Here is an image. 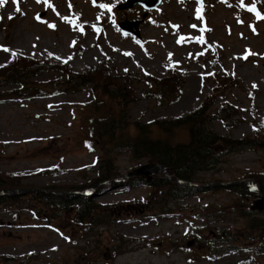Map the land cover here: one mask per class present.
<instances>
[{
    "label": "rangeland",
    "instance_id": "1",
    "mask_svg": "<svg viewBox=\"0 0 264 264\" xmlns=\"http://www.w3.org/2000/svg\"><path fill=\"white\" fill-rule=\"evenodd\" d=\"M118 2L17 0L14 4L5 0L0 6V46L11 50H0V67L26 58V80L33 88L9 85L6 89L21 98L0 102V175L17 177L23 187L64 191L61 188L96 178L93 164L99 158L104 163L109 160L113 177L156 162L134 159L129 147L98 144L101 139L92 120L100 113L94 104H101V113L123 125L120 130L112 127L123 143L152 133L138 132L136 123L175 119L203 106L208 109L209 128L216 134L237 140L264 138V18L249 10L254 4L264 17V0H164L145 19L142 7L117 10ZM100 4L112 5L111 11ZM42 11L46 15L36 19ZM136 19H143L140 39L118 28L120 21ZM62 65H68L71 76L88 75L66 84L59 73ZM169 75L173 79L167 81L166 90H175V99L164 102L160 82L169 80ZM216 78H229L218 92ZM100 83L111 88L129 85L131 97L123 98L119 109L106 99ZM34 88L40 93H34ZM223 105L227 113L220 111ZM161 135L171 142L188 139L184 127L151 134L154 139ZM220 154L218 164L195 175L202 192L182 200L164 196L160 202L166 214L154 209L160 204L155 200L159 188L127 186L128 181L115 188H96L93 202L123 204L128 209L118 218L93 225L97 240L92 241H97L99 257L78 258L77 246L84 244V235L72 212L59 211L29 195L0 205V264H264V252L254 251L261 236L247 239L248 218L240 214L253 198L213 185L264 175V145ZM151 176L152 182L166 181L164 189L172 186L161 174ZM261 191L264 194V181ZM237 200L238 209L234 208ZM136 207L140 214L130 216ZM250 218L264 220V215ZM196 228L202 236L192 235ZM223 232L233 233L244 248L225 253L228 243L218 241ZM195 238L197 242L188 247L187 242ZM107 247L114 251L105 260Z\"/></svg>",
    "mask_w": 264,
    "mask_h": 264
},
{
    "label": "trees",
    "instance_id": "2",
    "mask_svg": "<svg viewBox=\"0 0 264 264\" xmlns=\"http://www.w3.org/2000/svg\"><path fill=\"white\" fill-rule=\"evenodd\" d=\"M29 62L20 59L15 62H12L4 67L0 68V79L4 80V83L7 85L19 84L22 83L26 89H30L28 82L26 79L25 71ZM87 75L84 76V79ZM78 79L82 80L83 76H78ZM173 77H170L169 80L165 79L160 82L161 85V93L162 98H164V102L173 101L175 98L173 93L175 90H171L167 88V81L171 82ZM86 82V81H84ZM222 85V81H218L217 88H215V92L220 91L219 87ZM23 87V88H24ZM101 92L108 98L119 106L121 105V100L125 98L128 100L131 97V88L120 87L116 84L114 87L106 86L104 83H100ZM33 91V88L30 89ZM12 95V94H10ZM213 97V95L211 96ZM95 110L97 113H100L93 119V123H96V129L98 131L99 137L103 144H109L113 142L117 147H129L134 153L135 159H144V158H152L153 161L158 163L167 164L172 167L176 176L186 179V180H194L195 175L198 172L206 171L216 164L220 162L221 159V151L235 152L240 151L245 148H256L264 145V138L260 136H256L258 138L254 139H231L227 137H222L216 134L212 129L209 128V117H208V109L206 107H202L198 111H195L191 114L183 116L174 120H158L154 123L150 124H139L136 123L135 126L139 127L138 132H154L155 130H159L160 133L164 132H173L178 128L184 127L187 129V137L186 141H178L171 142L166 138L157 137L152 138L151 134L147 136H136L135 138H131L126 140L127 142L123 143L119 142V137L115 134L114 129L112 127H116V129L120 130L122 128V124L119 122H115L114 118H109L107 113H101L102 105L94 104ZM222 113H227L226 106H222L220 109ZM124 121H127L126 119ZM117 124V126L115 125ZM121 134V133H120ZM222 147L223 150H217L218 147ZM224 154V152H223ZM222 154V155H223ZM106 165L104 168H100V175L90 182L91 185L97 184L99 181L111 178L112 174V166L109 164V160L105 161ZM100 167V166H99ZM255 180L259 183L260 189L262 190V182L264 181V175L259 174L255 177ZM19 179L16 177H6L0 175V191L8 190L14 188L22 187L19 183ZM142 179L134 178L129 183L130 185L136 184H144ZM166 181L156 180L151 183L153 187L159 188V194L155 197L157 203L167 194L169 199L176 197L177 199H183L188 195L196 193L199 191L198 188L187 187L183 185H178L172 182H168L167 185H172L169 189H164V185ZM82 186L78 187H64L65 189H80ZM230 192L236 193L239 195H251L247 190L245 185H233L227 188ZM22 197L19 196H0V205H9L14 202H18ZM32 200L42 202L46 205L57 206L63 211H69L73 213L72 220L77 226H87L89 229L88 232H91V227L97 223H103V220L106 218L112 219L118 217L121 213L126 212L128 209L125 206L120 205H108L106 207L100 206V204H95L91 201L90 198L84 197L81 195H68L66 197H58L51 193H45L42 191L35 192L30 195ZM159 206L155 205L154 209H157L160 212H166L167 208L163 205ZM237 207V204L235 205ZM98 208H104L107 211L102 214ZM238 209V208H237ZM136 210H139L136 207ZM257 212H253L248 209L241 211V215L249 218L248 220V229L251 234L248 235L247 238H256L254 234H260V236H264V221L259 219L250 218L251 215L256 214ZM87 228L85 230H87ZM253 233V234H252ZM202 236V233L200 234ZM234 237V236H233ZM229 239V238H228ZM85 244L79 246L78 250V258L79 259H89L91 255H95L99 257L100 249L99 246L91 245V240L85 238ZM233 240H236L235 238ZM97 243V241H96ZM101 255V254H100Z\"/></svg>",
    "mask_w": 264,
    "mask_h": 264
},
{
    "label": "water",
    "instance_id": "3",
    "mask_svg": "<svg viewBox=\"0 0 264 264\" xmlns=\"http://www.w3.org/2000/svg\"><path fill=\"white\" fill-rule=\"evenodd\" d=\"M159 0H134V2H141V3H145V5L148 8L151 7H155L156 4L158 3ZM133 25V23H125L122 24V27H124L126 30H131V26ZM137 25V23H135V26ZM159 172H163L166 174V176L168 178H172L173 181L179 182V183H184L183 181H181L180 179H177L176 177H170L171 175V169H169L167 166H161V165H157V164H147L142 166L141 168L133 171L132 173L129 174V176L131 175H141L144 177H148L149 179L151 178L149 175L150 174H157ZM118 180L109 182V184H114V185H118ZM105 184V183H102ZM29 190L28 189H23V190H14L12 192H9L8 194H17V193H27ZM255 196V201H254V205H253V209H258V210H264V196L259 193V192H255L253 193ZM190 244V243H189Z\"/></svg>",
    "mask_w": 264,
    "mask_h": 264
},
{
    "label": "snow or ice",
    "instance_id": "4",
    "mask_svg": "<svg viewBox=\"0 0 264 264\" xmlns=\"http://www.w3.org/2000/svg\"><path fill=\"white\" fill-rule=\"evenodd\" d=\"M4 2H5V0H0V6H2L4 4ZM12 2L14 4H16L17 3V0H12ZM38 2H40V0H38ZM44 2L45 3H48V0H44ZM49 7H52V5L50 3H49ZM69 7H71L70 4H69ZM99 7L100 8L107 9L108 11H111V9H112V5H108V4H100ZM16 10L19 11V8L17 7ZM249 10L250 11H253V12H256V15H257L258 18H264V17H261V14L256 10L254 4L251 5V6H249ZM9 18L11 19V17H9ZM198 18H201L202 19V17H199V16H198ZM36 19H38V20L40 19L39 15H37ZM65 19H67V18H65ZM72 22H74V21H72ZM49 27H54V25H49ZM193 27H195V26H193ZM96 30L99 31V29H96ZM81 31H83L82 26H81ZM253 31H255V30L253 29ZM181 39L183 40L184 38L182 37ZM197 39H198V42H200V43H203L204 42V40H203L202 37H199ZM0 50H3L5 52H10L11 51L10 49L4 48L3 46H0ZM12 55L15 56L16 53L15 52H12ZM126 55H130V54L126 53Z\"/></svg>",
    "mask_w": 264,
    "mask_h": 264
}]
</instances>
